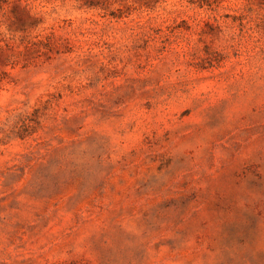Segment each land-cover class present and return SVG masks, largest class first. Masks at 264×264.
Masks as SVG:
<instances>
[{
    "label": "rangeland",
    "instance_id": "rangeland-1",
    "mask_svg": "<svg viewBox=\"0 0 264 264\" xmlns=\"http://www.w3.org/2000/svg\"><path fill=\"white\" fill-rule=\"evenodd\" d=\"M0 264H264V0H0Z\"/></svg>",
    "mask_w": 264,
    "mask_h": 264
}]
</instances>
